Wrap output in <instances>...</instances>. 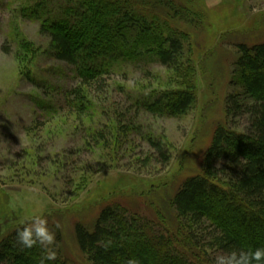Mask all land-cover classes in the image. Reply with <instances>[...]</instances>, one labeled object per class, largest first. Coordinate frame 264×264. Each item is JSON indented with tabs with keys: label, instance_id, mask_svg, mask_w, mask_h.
<instances>
[{
	"label": "trees",
	"instance_id": "obj_1",
	"mask_svg": "<svg viewBox=\"0 0 264 264\" xmlns=\"http://www.w3.org/2000/svg\"><path fill=\"white\" fill-rule=\"evenodd\" d=\"M194 1L199 0H23L14 11L18 18L37 21L41 34L50 39L45 51L72 67L76 84L63 89V96L65 106L80 117L93 108L94 97L108 93L110 77L127 64L141 65L145 75L152 73L153 64L169 71L175 86L130 92L126 110H115L107 131L86 128L107 149L121 139L135 147L136 138L130 136L135 133L153 150L138 161L166 165L167 143L151 132L143 134L135 120L143 112L179 117L197 105L189 28L204 19L193 10ZM19 34L15 32L14 39ZM27 51L35 54L33 48ZM24 75L42 84L35 71ZM233 77L238 88L226 101L229 122L216 130L202 172L185 179L173 197L178 228L148 216L144 206L105 205L92 226L74 225L78 248L88 263L126 264L134 257L139 264H213L217 255L264 247V41L239 45ZM35 104L46 115L60 107L51 98H36ZM45 218L56 233L57 260L50 264H75L63 252L62 228ZM25 221L8 222L0 234V264H38L42 249H21L16 243V229ZM109 239L112 245L105 250L100 241Z\"/></svg>",
	"mask_w": 264,
	"mask_h": 264
},
{
	"label": "rangeland",
	"instance_id": "obj_2",
	"mask_svg": "<svg viewBox=\"0 0 264 264\" xmlns=\"http://www.w3.org/2000/svg\"><path fill=\"white\" fill-rule=\"evenodd\" d=\"M21 1L0 0V234L10 221L50 217L62 228L65 255L75 264H90L78 248L74 225L92 226L105 205L144 206L148 216L178 228L173 197L185 179L202 172L216 130L229 122L226 101L238 88L233 63L240 44L264 41V0L193 2V10L204 19L189 28L197 105L179 117L143 112L135 120L143 134L151 132L167 143L166 165L138 161L153 150L135 133L130 134L135 147L121 139L107 149L86 128L107 131L115 110H126L130 92L175 86L169 71L153 64L152 75H145L141 65L127 64L110 77L108 93L94 97L93 108L80 117L65 106L63 96V89L76 84L72 67L45 51L50 39L41 34L37 21L16 16ZM15 32L20 34L14 39ZM28 48L35 54L29 55ZM26 70L35 71L42 84L30 82ZM36 98H51L60 107L46 115ZM111 104L113 109L108 108Z\"/></svg>",
	"mask_w": 264,
	"mask_h": 264
},
{
	"label": "clouds",
	"instance_id": "obj_3",
	"mask_svg": "<svg viewBox=\"0 0 264 264\" xmlns=\"http://www.w3.org/2000/svg\"><path fill=\"white\" fill-rule=\"evenodd\" d=\"M60 227L57 223L56 228ZM16 243L21 249H32L35 246L42 249L38 264H50L57 260L56 233L50 230L46 218L41 215L31 216L22 226L17 227ZM111 245L110 239L100 241V246L105 250ZM126 264H139V261L132 257ZM213 264H264V247L232 250L215 256Z\"/></svg>",
	"mask_w": 264,
	"mask_h": 264
}]
</instances>
